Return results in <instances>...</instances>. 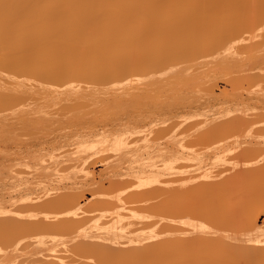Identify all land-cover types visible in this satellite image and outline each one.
Segmentation results:
<instances>
[{"label":"bare ground","instance_id":"obj_1","mask_svg":"<svg viewBox=\"0 0 264 264\" xmlns=\"http://www.w3.org/2000/svg\"><path fill=\"white\" fill-rule=\"evenodd\" d=\"M264 0H0V264H264Z\"/></svg>","mask_w":264,"mask_h":264},{"label":"rangeland","instance_id":"obj_2","mask_svg":"<svg viewBox=\"0 0 264 264\" xmlns=\"http://www.w3.org/2000/svg\"><path fill=\"white\" fill-rule=\"evenodd\" d=\"M264 219V215H261L260 217H259V223L261 224L262 223V220Z\"/></svg>","mask_w":264,"mask_h":264}]
</instances>
